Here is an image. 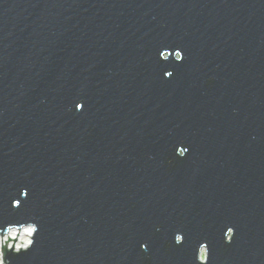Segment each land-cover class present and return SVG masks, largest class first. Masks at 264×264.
Wrapping results in <instances>:
<instances>
[{
  "label": "water",
  "instance_id": "1",
  "mask_svg": "<svg viewBox=\"0 0 264 264\" xmlns=\"http://www.w3.org/2000/svg\"><path fill=\"white\" fill-rule=\"evenodd\" d=\"M27 222L10 264H264V0H0V228Z\"/></svg>",
  "mask_w": 264,
  "mask_h": 264
},
{
  "label": "clouds",
  "instance_id": "2",
  "mask_svg": "<svg viewBox=\"0 0 264 264\" xmlns=\"http://www.w3.org/2000/svg\"><path fill=\"white\" fill-rule=\"evenodd\" d=\"M176 61H181L182 53L177 50ZM170 73H168L169 75ZM80 103H77L76 107L79 109ZM184 152L180 154L183 156ZM14 205L15 202H14ZM38 230L37 224L33 222L27 223H8L5 224L3 228H0V264H10L8 260L5 259V250H11L14 253H19L21 250H27L34 243V235ZM234 234V229L232 227L228 228L227 239L225 242H229ZM174 240L178 243L181 240L180 235H175ZM142 248L145 245H141ZM198 260L200 264H207L208 259V248L206 242L201 243L198 247Z\"/></svg>",
  "mask_w": 264,
  "mask_h": 264
}]
</instances>
